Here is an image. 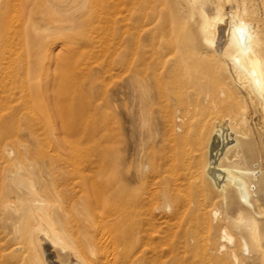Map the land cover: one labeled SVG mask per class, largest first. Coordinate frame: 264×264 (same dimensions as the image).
<instances>
[{
  "label": "bare ground",
  "instance_id": "bare-ground-1",
  "mask_svg": "<svg viewBox=\"0 0 264 264\" xmlns=\"http://www.w3.org/2000/svg\"><path fill=\"white\" fill-rule=\"evenodd\" d=\"M45 2L74 20L92 12L98 23L126 21L128 33L118 36V49L129 41L130 57L125 60L119 50L118 62L128 70L140 137L144 131L149 139L161 135L169 155L200 165L167 189L190 184L205 192V205L216 199L206 207L209 219L206 211V222L200 216L199 236L214 263L264 264V212L255 209L257 195H264V0H111L97 8L92 0ZM47 36L39 48L48 59L0 60V258L10 264H88L87 257L77 255L78 232L71 240L65 218L70 158L53 156L48 144L46 150L39 145L38 137L46 134L59 151L58 124L63 139L69 135L68 86L56 78L50 59L65 44ZM170 199L168 193L161 206L176 216L180 207Z\"/></svg>",
  "mask_w": 264,
  "mask_h": 264
},
{
  "label": "rangeland",
  "instance_id": "rangeland-1",
  "mask_svg": "<svg viewBox=\"0 0 264 264\" xmlns=\"http://www.w3.org/2000/svg\"><path fill=\"white\" fill-rule=\"evenodd\" d=\"M92 1L94 6L97 5L96 8L101 7L98 3L111 2ZM48 6L45 0H0V60L18 62L21 59H48L49 56L44 58L39 48V41L47 35L51 41L55 39L60 45L65 44L63 50L58 54L55 50L50 59L56 64V78L62 79L68 86L64 108L68 112L69 122V135L65 137L67 143H63L65 138L63 139L62 133L59 134L62 132L59 124L56 126L61 143L59 151H54V138L51 139L45 134L38 139L43 150L50 146L49 152L53 156L70 158L68 182L71 202L65 208V218L66 223L69 222L68 229L72 230V233L69 232L71 240L74 233L78 232L77 237H73L75 251H79L77 255L87 257L85 260L88 264H216L205 254L199 241L202 231L200 216L203 213L202 219L205 222L209 219L207 212L216 199L213 198L215 200L210 205H205V192H198L190 184L181 185V190L179 187H171L170 190L166 187V184L180 178L185 171L199 169L200 165L190 163L191 161L184 162L177 155H169L166 141L163 142L161 135L149 139L144 131L140 137L139 128L133 120L128 70L126 65L118 62L119 50H123L125 60L130 57L129 41L121 43L118 49V36L128 33L129 26L126 21L121 22L118 19L116 22L99 24L92 12L74 20ZM117 15L112 16V20L125 13ZM81 20H84V25L78 26ZM50 25H53L51 32L47 31ZM69 48L75 51L74 55L67 54ZM77 102L82 103V106ZM191 145L188 143L185 147ZM145 149L146 153H143ZM140 167L141 169H137ZM168 193L172 205L180 207V213L176 216H172L161 206ZM193 193L196 196L198 194V197ZM257 196V205L254 202V207L257 211L264 212V195ZM72 200L78 204L72 203ZM86 202L93 203L88 206ZM208 206L210 207L206 208ZM204 212L208 215L207 218ZM83 218L87 221L84 222ZM110 220L112 223H105ZM90 252L95 255L92 257ZM0 264L10 263L7 258H0Z\"/></svg>",
  "mask_w": 264,
  "mask_h": 264
}]
</instances>
